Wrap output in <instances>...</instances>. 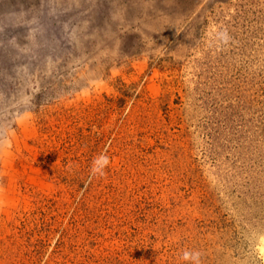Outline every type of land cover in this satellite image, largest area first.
Wrapping results in <instances>:
<instances>
[{"label":"rangeland","instance_id":"rangeland-1","mask_svg":"<svg viewBox=\"0 0 264 264\" xmlns=\"http://www.w3.org/2000/svg\"><path fill=\"white\" fill-rule=\"evenodd\" d=\"M0 137V264H264V0H0Z\"/></svg>","mask_w":264,"mask_h":264},{"label":"clouds","instance_id":"clouds-1","mask_svg":"<svg viewBox=\"0 0 264 264\" xmlns=\"http://www.w3.org/2000/svg\"><path fill=\"white\" fill-rule=\"evenodd\" d=\"M5 148H11L10 140H5L3 137H0V157L3 155V150ZM110 157L106 153H100L92 161L90 169V177H103L106 172L105 170L110 165ZM3 192V189L0 188V193ZM4 206V201L0 199V207ZM181 260L187 262V264H201V253L195 250H185L180 257Z\"/></svg>","mask_w":264,"mask_h":264},{"label":"bare ground","instance_id":"bare-ground-1","mask_svg":"<svg viewBox=\"0 0 264 264\" xmlns=\"http://www.w3.org/2000/svg\"><path fill=\"white\" fill-rule=\"evenodd\" d=\"M260 251H261L262 257H263V259H264V241H263V243H262V245H261ZM260 251H259V252H260Z\"/></svg>","mask_w":264,"mask_h":264}]
</instances>
